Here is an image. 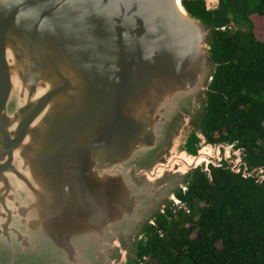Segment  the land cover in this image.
I'll return each mask as SVG.
<instances>
[{"label": "water", "instance_id": "water-1", "mask_svg": "<svg viewBox=\"0 0 264 264\" xmlns=\"http://www.w3.org/2000/svg\"><path fill=\"white\" fill-rule=\"evenodd\" d=\"M184 1L0 0V264H135L193 170L249 174L201 134L216 27Z\"/></svg>", "mask_w": 264, "mask_h": 264}, {"label": "trees", "instance_id": "trees-1", "mask_svg": "<svg viewBox=\"0 0 264 264\" xmlns=\"http://www.w3.org/2000/svg\"><path fill=\"white\" fill-rule=\"evenodd\" d=\"M183 4L216 27L201 134L238 149L249 174L193 170L176 194L187 212L166 207L145 230L135 264H264V42L250 19L264 18V0H218L208 13L199 0Z\"/></svg>", "mask_w": 264, "mask_h": 264}, {"label": "rangeland", "instance_id": "rangeland-1", "mask_svg": "<svg viewBox=\"0 0 264 264\" xmlns=\"http://www.w3.org/2000/svg\"><path fill=\"white\" fill-rule=\"evenodd\" d=\"M250 19L252 21V31L255 38L264 42V18L257 15H251ZM173 203L174 202L171 204Z\"/></svg>", "mask_w": 264, "mask_h": 264}, {"label": "built area", "instance_id": "built-area-1", "mask_svg": "<svg viewBox=\"0 0 264 264\" xmlns=\"http://www.w3.org/2000/svg\"><path fill=\"white\" fill-rule=\"evenodd\" d=\"M172 206H174L177 209H184V211L187 212L185 205L182 202H180L178 199L176 200V202L172 204Z\"/></svg>", "mask_w": 264, "mask_h": 264}]
</instances>
